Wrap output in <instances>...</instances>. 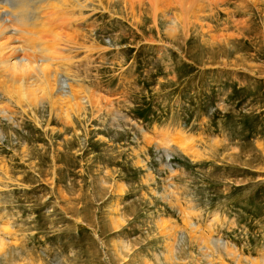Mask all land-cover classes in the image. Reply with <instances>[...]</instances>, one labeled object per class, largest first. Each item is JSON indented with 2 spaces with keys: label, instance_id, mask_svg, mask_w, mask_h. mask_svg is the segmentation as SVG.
<instances>
[{
  "label": "rangeland",
  "instance_id": "obj_1",
  "mask_svg": "<svg viewBox=\"0 0 264 264\" xmlns=\"http://www.w3.org/2000/svg\"><path fill=\"white\" fill-rule=\"evenodd\" d=\"M52 1L53 102L0 77V264H264V0Z\"/></svg>",
  "mask_w": 264,
  "mask_h": 264
},
{
  "label": "bare ground",
  "instance_id": "obj_2",
  "mask_svg": "<svg viewBox=\"0 0 264 264\" xmlns=\"http://www.w3.org/2000/svg\"><path fill=\"white\" fill-rule=\"evenodd\" d=\"M45 1L48 0H0V77L6 76L5 74L8 73L12 81H17L18 87L13 86V82L8 78L12 82V87H4V93L13 99L16 105L20 104L16 99L14 101L15 96L25 100L38 98L39 95L36 96L37 91L34 86H38L41 89V94L46 95V99L52 103L53 84L50 82V75L60 66L66 65L70 59L67 55L59 56L57 53H53L48 47L34 46L32 29L26 25H31V20L38 21L39 18L41 20L42 16L37 9L39 4ZM53 1L49 4L48 9H54L53 3L60 7V11L73 14V10L78 9L80 12L85 7V5H81V1L88 3L91 0H56L57 3ZM53 12L56 13V10L54 9ZM17 31L20 38L13 36ZM20 39L24 44L26 42L25 47L18 44L21 42ZM5 52H9L8 56H5ZM21 54H23L22 57ZM54 67L55 69H53ZM27 79L29 80L27 81ZM3 82L6 83L4 79ZM26 105L31 106L28 101H26ZM2 246L3 241L0 239V247Z\"/></svg>",
  "mask_w": 264,
  "mask_h": 264
},
{
  "label": "built area",
  "instance_id": "obj_3",
  "mask_svg": "<svg viewBox=\"0 0 264 264\" xmlns=\"http://www.w3.org/2000/svg\"><path fill=\"white\" fill-rule=\"evenodd\" d=\"M63 84V83H62Z\"/></svg>",
  "mask_w": 264,
  "mask_h": 264
}]
</instances>
